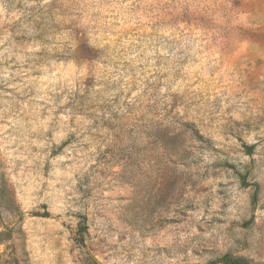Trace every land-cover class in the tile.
<instances>
[{
  "label": "rangeland",
  "instance_id": "obj_1",
  "mask_svg": "<svg viewBox=\"0 0 264 264\" xmlns=\"http://www.w3.org/2000/svg\"><path fill=\"white\" fill-rule=\"evenodd\" d=\"M0 264H264V0H0Z\"/></svg>",
  "mask_w": 264,
  "mask_h": 264
},
{
  "label": "trees",
  "instance_id": "obj_2",
  "mask_svg": "<svg viewBox=\"0 0 264 264\" xmlns=\"http://www.w3.org/2000/svg\"><path fill=\"white\" fill-rule=\"evenodd\" d=\"M2 232L0 231V235ZM219 262L222 264H249L243 259H238V258H231L229 256H224L221 259H219Z\"/></svg>",
  "mask_w": 264,
  "mask_h": 264
}]
</instances>
